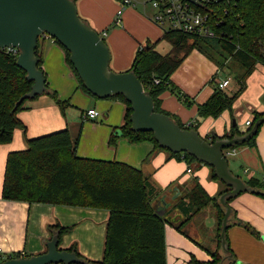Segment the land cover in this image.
Returning <instances> with one entry per match:
<instances>
[{"label":"crops","instance_id":"obj_1","mask_svg":"<svg viewBox=\"0 0 264 264\" xmlns=\"http://www.w3.org/2000/svg\"><path fill=\"white\" fill-rule=\"evenodd\" d=\"M116 1L118 3H113L111 0H79L78 9L91 22L89 24L92 28L94 26L102 31L114 22L121 4V0ZM137 7L138 5L124 6L120 24L115 25L116 27L110 32L106 30V42L114 50L111 60L117 70L129 68L134 52L147 39L155 42L163 35V30L146 14L139 12ZM39 51L43 57L41 67L46 75V90L55 91L60 100L68 103L62 111L49 94L45 95L50 97L52 102L37 97L30 104L24 103V109L18 112V116L25 124V129L16 127L12 140L0 144V247L3 255L11 257L15 253H20L22 257H28L46 252V243L52 237L48 228L53 224L72 226L69 232L61 236L58 246L60 249L67 250L75 246L81 255L92 260L100 259L103 254L108 217L106 208L28 203L2 198L6 156L11 151L24 149L27 145L26 138L67 128L72 138L77 139L78 157L117 160L140 169L150 178L153 187L158 188L159 192L161 189V193L170 196L156 207L160 214L171 219L175 216L172 214L173 211L170 212L172 205L184 196L194 177H197L199 184L209 196H216L225 188L223 182L210 177L208 166L192 163L189 166L191 172H187L188 166L184 160L171 157L167 150L154 148L149 141L132 143L118 136L115 146H110L108 142L114 128L124 123L125 105L118 99H96L84 93L65 61L64 51L52 38H40ZM198 55H202L204 60H199L197 65L193 66L188 54L170 76L171 81L187 94L193 103L188 106L182 104L169 91H164L160 95L161 108L174 114L185 124L197 119V104L204 102L213 91L208 81L213 80L217 83L228 79L229 83L231 82L229 74L218 79L217 74L220 69L202 53ZM208 61L211 62L212 67L206 64ZM201 66H207L205 75L197 73ZM178 73L183 75L180 81L175 78ZM73 107L80 108L79 116L72 110ZM90 108L98 110L99 115L95 118H86L83 113ZM263 110L264 65L258 63L247 77L246 87L235 99L231 109L224 110L215 118L200 119L196 131L203 137L209 134L226 138L225 135L229 134L232 128L244 134L251 127L246 125V121L252 122L253 113ZM230 156L234 158L231 164L228 162V165L234 175L243 179L238 173L245 174L244 181L255 178L264 188V123L260 125L253 144L236 147L235 153ZM174 182H176L175 186L168 190L169 184ZM163 189L167 192L162 191ZM253 191L254 189L241 192L228 202L231 213L226 236L234 258L229 264H264V197ZM175 194L177 196L173 198ZM152 204L155 208V203ZM208 206H211L212 211L209 226L216 237L218 221L215 206L208 204L197 214ZM177 216H180L179 220L182 219L180 214ZM171 228L170 224L165 225L166 264H202L203 262L206 264L211 260V254L208 258L196 246L188 244L189 246L184 248L177 247L171 261L167 240L169 238L170 241H180ZM214 248V251L219 248L218 241L214 244ZM219 251L224 253L225 258L232 256L222 251L221 247Z\"/></svg>","mask_w":264,"mask_h":264},{"label":"trees","instance_id":"obj_2","mask_svg":"<svg viewBox=\"0 0 264 264\" xmlns=\"http://www.w3.org/2000/svg\"><path fill=\"white\" fill-rule=\"evenodd\" d=\"M76 1L74 0L75 3ZM233 5L226 13L224 21L216 28L217 32H223L222 36L206 38L177 31H165L157 41L147 39L142 43L134 52L130 66L126 70L133 71L140 80L144 91L154 102V110L169 115L181 128L197 130L200 119L215 118L224 110L231 109L235 99L245 89L246 79L256 64L264 65V0H234ZM97 32L101 36V33ZM40 38L44 39V36L38 38L35 54L39 59L38 68L43 71L41 67L43 57L39 51ZM101 38L106 43L104 37ZM161 39L171 44V49L167 53H161L156 49V44ZM53 41L64 51L65 61L78 80L79 88L99 99L84 87L69 61V52L66 48L57 40ZM194 49L214 62L219 69L227 66L229 77L237 86L229 93L210 80L213 91L204 102L197 104V119L185 124L177 116L161 108L160 95L164 91H170L176 94L182 104L188 106L193 103L189 96L171 81L170 76ZM17 55L18 53L0 47V144L12 140L16 127L25 129L18 112L24 109L27 99L18 105L15 104L20 96L30 90L32 82L26 79V71L17 65ZM43 74L46 78L44 71ZM45 86L47 88L46 81ZM42 94H49L62 111L68 103L60 100L55 91L46 90ZM107 98L118 99L125 105L124 123L114 128L108 142L110 146H115L117 137L122 136L132 143L149 141L154 148L169 151L158 144L153 132L131 129V105L122 95H111ZM255 122H258L259 129L264 123V110L253 113L251 126ZM258 129L248 140L230 148L253 144ZM241 134L232 128L225 137L232 138ZM203 138L213 142L219 137L207 134ZM26 143L24 149L11 151L6 156L1 193L3 199L102 207L108 210L102 257L98 260L86 258L75 246H71L67 250L74 251L82 260L81 263L71 264H166L165 225L171 224L182 231L184 225L208 204L214 205L217 210L216 239L219 248L210 253L211 260L206 264H229L234 261L229 246L227 252L232 255L230 259L225 258L224 253L219 251L221 221L225 211L219 196L228 191L229 186L225 185L216 196H209L199 184L197 177H194L184 196L171 207L170 212L176 211L182 217L181 220L175 221L156 212L152 198L158 196L159 189L152 186L150 178L140 169L117 160L78 157L77 139L72 138L67 128L26 138ZM169 153L173 158L184 160L188 167L192 163L208 166L210 177L219 180L211 165L186 152ZM245 183L254 189V193L264 197V188L259 180L250 178L245 180ZM231 199L232 197L227 198L226 202ZM71 228L72 226L53 224L48 230L52 235L58 232L59 246L61 236ZM20 256H22L20 253H15L11 257Z\"/></svg>","mask_w":264,"mask_h":264},{"label":"water","instance_id":"obj_3","mask_svg":"<svg viewBox=\"0 0 264 264\" xmlns=\"http://www.w3.org/2000/svg\"><path fill=\"white\" fill-rule=\"evenodd\" d=\"M188 1L199 5L196 0ZM46 35L66 48L69 61L88 91L99 99L122 95L130 103L133 131H151L162 148L174 153L186 152L211 165L217 178L230 187L219 197L225 208L221 221L220 242L223 251L227 252L226 230L231 208L226 199L253 188L231 172L222 150L248 140L256 133L258 122L242 135L208 142L198 131L181 128L169 115L156 112L151 96L144 91L133 71L115 72L110 69L111 53L108 45L98 32L79 16L74 0H0V47L18 50L16 63L26 71V79L32 82L30 90L20 96L15 105L46 91V78L38 68L39 59L35 54L38 38ZM176 196L175 194L173 198ZM179 218L180 216H176L174 220ZM57 244L58 232H55L46 243V252L28 257H10L0 264L82 262L74 251L58 249Z\"/></svg>","mask_w":264,"mask_h":264},{"label":"built area","instance_id":"obj_4","mask_svg":"<svg viewBox=\"0 0 264 264\" xmlns=\"http://www.w3.org/2000/svg\"><path fill=\"white\" fill-rule=\"evenodd\" d=\"M199 5L188 0H121V7L117 10L114 23L119 25L122 9L124 6L140 5L147 17L163 32L177 31L185 34L197 35L206 38H217L223 35V32H217L216 28L220 26L225 19V15L232 6L234 0H196ZM150 7L151 13L146 9ZM101 36L106 35V30H102ZM45 37H48L47 35ZM51 38V37H50ZM13 53H18L16 48H7ZM158 83V80L155 79ZM229 83L228 79L217 82L219 88H225ZM86 118H95L99 115L95 108L86 109L83 113ZM246 125L251 126L250 121ZM225 158L235 153V148H225L222 150ZM187 172L191 168L187 167ZM0 247V262L10 256L3 255Z\"/></svg>","mask_w":264,"mask_h":264},{"label":"rangeland","instance_id":"obj_5","mask_svg":"<svg viewBox=\"0 0 264 264\" xmlns=\"http://www.w3.org/2000/svg\"><path fill=\"white\" fill-rule=\"evenodd\" d=\"M113 3L117 2L116 0H111ZM78 3L79 0L76 1V6L78 9ZM118 3V2H117ZM121 7V4H120ZM126 7V6H125ZM137 10L139 12H141L143 15L145 14L142 7L140 5H138ZM147 13H151L152 9L150 7H147L146 9ZM78 13L80 15V17L82 19H84V21H86L88 24L91 23L87 18H85L81 12L78 9ZM148 16V15H147ZM90 25V24H89ZM116 24L113 22L110 25H108L106 28L107 31H112L116 26ZM93 28L99 32H101L100 29L96 28L93 26ZM105 41L106 40V36H104ZM106 44L108 45L109 49H110V53H111V59H112V55L114 53L113 48L110 47V45L106 42ZM122 47V46H121ZM156 49L161 52V53H167L170 49H171V44L166 41V40H159L158 43L156 44ZM191 53V54H190ZM189 53V58H191V64L193 66H196L199 60H204L202 55H198L200 54V52L196 49L193 50V52ZM199 56V57H198ZM206 57V56H205ZM209 61H211L210 59H208ZM209 61L206 63L208 64L209 67H212L211 62L209 63ZM214 63V62H212ZM110 69H112L115 72H125L126 70H117L114 68L112 60L110 61ZM178 69V68H177ZM180 69V68H179ZM207 72V66H201L200 69L198 68V72L200 75L203 73V75H205V73ZM218 79L224 77V76H228V70H227V66L223 67L222 69H220V72H218L217 74ZM178 78L179 81L181 79H183V75H181V73H178L177 75H175V78ZM202 77V76H201ZM177 81V80H176ZM208 83H210V81H208ZM210 86H212V83H210ZM236 83L231 80V82L225 87V90L229 93L233 92L236 89ZM178 87V86H177ZM179 88V87H178ZM170 92V91H169ZM171 93V92H170ZM174 98L177 99L176 94L171 93ZM42 100H45L46 102H52V99L50 97H48L45 94H41L39 96ZM34 100V99H27L25 101V104H30V102ZM178 100V99H177ZM72 108V107H71ZM73 111H75L78 116L80 115V108L78 107H73L72 109ZM19 128V127H17ZM233 156H227V161L231 164V161L233 160ZM238 175H240L241 177H243V179H246V175L243 173H238ZM176 182L174 183H170L168 186V190L171 189L172 187H174ZM162 191H165V189H163ZM167 198H169L170 196L166 193H161V189L160 192L158 194V196H155L152 198V203H155V210L156 212L160 213L159 210L157 209L156 205L160 204L161 201L165 200ZM210 213H212L211 211V206H208L206 209H203L199 214H197L195 217H193L188 223H186L184 225V227L182 228V231L177 230L173 225L170 224V227H172L171 229L174 230V232L177 234L179 240L176 241H170L169 238L167 240V244H168V248L169 251L171 252V261L173 260V254L176 253L177 247H182L184 248L185 246H189L188 244H190L191 246H196L199 250H201V252H203L204 254H206L209 258L210 253L214 251V244L217 243L216 237L214 236L211 226L210 225ZM172 214H174L175 216L179 215V214H175V212L173 211ZM163 215V214H161ZM174 216V217H175ZM222 249V246H220ZM223 251V249H222ZM188 254V253H187ZM202 264H205V262H203Z\"/></svg>","mask_w":264,"mask_h":264}]
</instances>
